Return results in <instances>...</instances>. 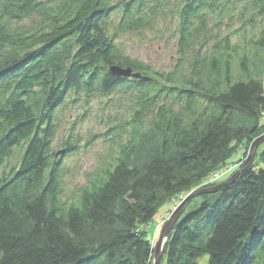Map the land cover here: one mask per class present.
I'll return each mask as SVG.
<instances>
[{
    "label": "trees",
    "instance_id": "16d2710c",
    "mask_svg": "<svg viewBox=\"0 0 264 264\" xmlns=\"http://www.w3.org/2000/svg\"><path fill=\"white\" fill-rule=\"evenodd\" d=\"M238 13L243 26L264 24V0H0V264L152 263L146 230L157 210L230 164L239 170L264 134V66L249 69L264 60V25L251 38L241 28L232 43L221 27ZM159 15L178 21L179 64L167 73L115 43ZM213 29L211 47L188 60L190 72L181 70ZM235 59L244 82L234 78ZM112 67L140 77L117 78ZM119 91L132 98L129 120L115 126L122 130V122L128 138L67 200L63 161L75 143L68 138L62 154L53 150L57 116L67 104ZM262 146L233 182L182 212L162 261L264 264Z\"/></svg>",
    "mask_w": 264,
    "mask_h": 264
},
{
    "label": "rangeland",
    "instance_id": "374dc122",
    "mask_svg": "<svg viewBox=\"0 0 264 264\" xmlns=\"http://www.w3.org/2000/svg\"><path fill=\"white\" fill-rule=\"evenodd\" d=\"M244 4L243 2L236 5V11H239V13L243 11ZM239 13L234 17L233 25L230 28L221 27L220 36L224 37V35L232 34V43L240 41L237 32L241 30V28L242 31L247 32V38H251L256 37L259 32L262 31L264 25L260 18H256V22L252 28L249 24L243 26L242 23H239ZM250 14H252L251 10H249L245 16L246 22L251 19ZM177 22L176 17L159 15L147 30H138V32H127L118 35L115 43L124 51L125 55L151 67L153 71L160 73L171 72L173 69H176L179 64L177 62L179 59L176 42L177 38L174 31L177 28ZM217 33L218 31L213 29L207 36L197 40L198 42L193 46L192 51H189L185 56V64L183 66L181 65V70L183 68L186 73L191 71L192 63L190 61L193 60L195 53L203 55V53L211 47L212 40ZM257 53V56L261 55L259 51H257ZM254 58H256V56ZM254 58L252 57L249 60ZM252 62L253 60L249 63L250 70H252L253 66H264V60H262L261 57H259L255 63ZM238 70L239 62L235 59L233 63L234 78L238 77V79L241 78L240 80L243 82L246 81V74L243 73V75L240 76ZM260 79L264 83V74H261ZM126 97L127 96H125L122 91L113 92L106 97L93 98V100H89L87 103L80 101L77 102L76 105L67 104L62 112L58 114L57 117L60 122L57 136L52 142L53 150L55 152L56 150H64L61 144L66 142L68 138H72L70 142L75 143L74 151L68 153V156L63 161V196L67 200L75 194L76 190L87 183L88 177L95 171L102 166L112 163V159H114L118 153V145L125 142L128 138V133L121 134L123 130H126L123 128L122 122L120 128L122 130L119 131L115 129L117 122L120 123V121L129 120L127 118L132 109V105L129 101L132 100V98L130 97L128 99ZM261 116L264 119V113ZM252 144H250V148ZM263 148L264 146L260 147L259 152H261ZM248 153L249 151L247 155ZM239 155L241 156V153ZM239 155L237 156L239 157ZM247 157L243 160V163L247 160ZM15 160L16 158L12 161L13 164ZM232 168H235V165L232 164ZM232 168L225 167V169L223 168L220 169L219 172H215V174H219L215 179L211 177L214 173L210 174L198 185V187L190 190L187 195H178L170 199L169 203L162 205L157 210V216L148 224L146 230L147 235H149L151 239V246L154 248V251L166 222L178 209V206L184 203L188 195L191 192L209 189V187H214L227 181L230 179V176L236 172L232 173ZM230 172L232 174L229 175ZM200 196L201 195H199V197ZM199 197L191 198L179 212L180 215L184 211L189 213V211L196 209L201 202ZM151 264H153V260ZM159 264H166V262L165 260L162 261L161 258Z\"/></svg>",
    "mask_w": 264,
    "mask_h": 264
},
{
    "label": "water",
    "instance_id": "95a60500",
    "mask_svg": "<svg viewBox=\"0 0 264 264\" xmlns=\"http://www.w3.org/2000/svg\"><path fill=\"white\" fill-rule=\"evenodd\" d=\"M110 72L112 73V75H114L115 77L119 78V77H124V78H129V77H134V78H139V74H134L131 69H123L121 67H112L110 69ZM264 142V135L260 136V138H258L257 140L254 141V143L252 144L250 151L248 153V157L247 160L240 166V169L237 170L235 173L232 174V176H230V179H228L227 181L220 183L217 186L214 187H209V189H203V190H198V191H194L191 192L188 197L184 200V203L181 204L180 206H178V209L174 212V214L168 219V221L166 222V225L163 227L161 233H160V237L159 240L157 242L156 245V249L154 251L153 254V264H159L160 260L162 258V253H163V249H164V244L168 239V232L170 231L171 227L174 225V223L178 220V216L180 215V211L182 210V208L188 203V201L193 198V197H199V195H209L212 193H217L220 191L221 188H223L224 186L229 185L231 182H233L236 177L240 174V172L246 170L247 168H249V166L251 165L252 161H253V154L255 153L256 149L260 146V143ZM58 154H62V152H58Z\"/></svg>",
    "mask_w": 264,
    "mask_h": 264
},
{
    "label": "built area",
    "instance_id": "2783aa9c",
    "mask_svg": "<svg viewBox=\"0 0 264 264\" xmlns=\"http://www.w3.org/2000/svg\"><path fill=\"white\" fill-rule=\"evenodd\" d=\"M218 175H219L218 173H216V174L214 173L211 177H213L215 179L218 177Z\"/></svg>",
    "mask_w": 264,
    "mask_h": 264
},
{
    "label": "bare ground",
    "instance_id": "6f19581e",
    "mask_svg": "<svg viewBox=\"0 0 264 264\" xmlns=\"http://www.w3.org/2000/svg\"><path fill=\"white\" fill-rule=\"evenodd\" d=\"M249 151H250V149H249ZM227 168H232V164H230ZM232 169H234V168H232ZM237 171V170H236Z\"/></svg>",
    "mask_w": 264,
    "mask_h": 264
}]
</instances>
